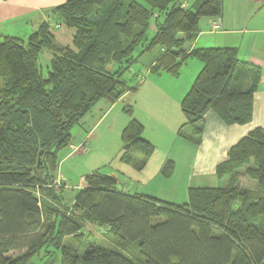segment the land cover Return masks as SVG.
Masks as SVG:
<instances>
[{"label":"trees","instance_id":"obj_1","mask_svg":"<svg viewBox=\"0 0 264 264\" xmlns=\"http://www.w3.org/2000/svg\"><path fill=\"white\" fill-rule=\"evenodd\" d=\"M180 1L65 0L54 11L62 24L75 31L73 47L58 44L46 22L27 40L4 37L0 43V264H30L54 243L60 264H140L114 244L122 249L136 245L143 264H264L262 128L241 139L218 167V178L227 184L190 187L188 202L131 194L116 176L102 170L85 176V188L75 203L79 216L54 213L50 203L57 195L54 190L43 188L42 206L36 195L38 185L51 181L72 129L99 102L113 105L124 94L135 92L139 74L133 75L134 86L126 81V74L156 48L161 55L148 70L152 75L178 77L192 60L203 65L181 102L186 121L177 133L179 139L198 147L209 111L226 125L252 121L261 68L240 60L237 48L185 51L200 35L203 19L222 15L224 0H191L188 7ZM43 51L53 54L47 76L40 61ZM132 116L122 130L121 158L141 172L155 147L143 138L145 126ZM39 159L42 165L37 167ZM175 165L167 161L161 176L170 178ZM36 167L45 168L41 180ZM242 172L255 182L254 189L239 185ZM85 223L107 229L113 245L87 243L81 253ZM67 238L77 240L78 247L64 245Z\"/></svg>","mask_w":264,"mask_h":264},{"label":"rangeland","instance_id":"obj_2","mask_svg":"<svg viewBox=\"0 0 264 264\" xmlns=\"http://www.w3.org/2000/svg\"><path fill=\"white\" fill-rule=\"evenodd\" d=\"M181 2H186L187 7L191 6L193 3L191 0H181L180 3ZM182 7L184 6L182 5ZM57 16L59 17L58 14ZM209 20H212L208 30L210 33H217L221 31L222 26L219 21L216 19ZM215 24L219 25L220 28L215 29ZM202 25L203 23L201 26ZM151 28L153 31L157 30L155 26L153 27V24ZM153 34L154 33L152 32V36ZM24 35L25 34H23L22 37L27 40L28 37L25 38L27 35ZM218 36L219 34H214L212 37H208V40H211L214 37L218 38ZM202 44L203 42L200 45ZM70 46L73 47V42ZM192 49V44L190 43L185 47V51H187V53H189ZM160 55L161 50L157 48L152 52L143 55L141 59L138 60V63L134 65L132 71L126 74L125 79L130 85L134 86L137 83V78L133 76L134 73L139 74L140 82L136 85L137 90L135 92L124 94L115 104L111 105L104 102L107 105L112 107L114 106V110L112 109L110 113L106 112L103 114L104 116L102 115L100 117L101 120H98L99 118L97 114L99 109H97V105L86 115L88 119H86L85 116L80 123L72 129L71 141L59 152L56 168L54 171H51V181L46 184L44 183L42 185H38L36 188V195L41 201V206L42 200H44V198L46 199L43 190H54L57 192L56 198L54 197V199L50 200L54 213L56 215L62 214L65 217L71 218L73 216H79L80 212L75 209L76 198L85 188V176L96 170H102L105 173L116 176L119 183L123 182L127 185L126 188L129 187L130 190L128 188L124 189L131 194L151 197L164 202H173L178 204L184 203L181 199L182 194L177 196V198H174L173 196L164 197L167 196L168 192L166 191L159 193V190H161L160 187L164 185L158 186L159 183L156 180L157 176L159 178L161 175L160 170L163 167L162 165L167 162V156H171L176 160L178 159L180 165L182 164L185 166L187 163L188 155L185 154L184 147L182 145L174 147V141L176 140L174 135L176 134L171 130L172 127H167L165 125H172L180 115V117H182L181 121L176 123L178 133L180 127H182L185 123V116L181 113V102L185 94L190 89V86L187 88L188 81L192 79L196 73V66L194 63H201L196 60L191 62L189 61V67H184L181 76L177 79L168 75L164 76V78H159L158 75H152L148 70ZM52 58L53 54L48 51H43L41 53L40 61L42 71L46 76L48 75L47 73L49 71ZM188 63H186V65ZM125 109L133 111L131 113H127ZM132 114L133 118L140 121L145 126L143 138L150 141V143H152L155 147L154 154L150 158L147 167L141 172L135 170L130 165L123 163L121 158L123 154V144L121 141L122 129L124 125L131 120L130 115ZM157 125L161 127L158 133H154V127H157ZM185 141L187 142L183 143L185 144V148L191 150L193 146L195 147V145L190 143V141ZM227 159L228 154L225 161H227ZM222 163L217 166V169ZM217 169L215 173L217 185L213 188L223 187L227 184V180H221L218 178ZM37 174L40 178L39 180H41L45 175V168H38ZM240 175L239 185L242 188L254 189L256 187L255 182L250 181L248 177L244 175V172ZM172 178L173 175L168 179ZM152 181H154L153 184ZM202 186L203 185L198 182L192 187ZM164 187L168 191L175 188V191L178 192L177 186L166 185ZM186 198L185 202H188V195ZM83 232L86 241H84L85 243L82 245L83 248H80L81 253L84 251L83 249L87 243L94 242L99 246L113 245L112 241L107 238L110 234L109 231L97 224L85 223ZM62 243L66 246L78 247L77 240H74L73 238H67ZM54 245L56 244L54 243ZM54 245L52 244L47 250L42 251L40 255L36 256L30 264H60V252H57V248ZM114 246L127 254L129 253L132 258L136 259V261L139 260L140 264H143L136 256V245L123 247L124 249L116 246L115 244ZM53 251H56L57 254L55 255Z\"/></svg>","mask_w":264,"mask_h":264},{"label":"crops","instance_id":"obj_3","mask_svg":"<svg viewBox=\"0 0 264 264\" xmlns=\"http://www.w3.org/2000/svg\"><path fill=\"white\" fill-rule=\"evenodd\" d=\"M64 2L65 0H0V42L8 36L23 38L22 35L25 34L27 35H24L25 38L29 37L46 22L52 28L56 41L61 45L70 46L75 31L62 24L57 14L54 13L55 8ZM216 20L222 26L221 31L210 33L208 30L212 20L204 19L202 33L194 41L192 48H237L240 60L261 68L260 83L255 94L252 121L247 125L228 126L216 112L209 111L203 124L202 143L198 147L193 146L189 150L183 144L186 141L177 137L176 123L181 121L180 115L172 125H165L172 127L171 130L176 134L174 135L176 139L174 147L182 145L185 154L188 155V160L183 166L180 165L178 159L167 156V161L173 160L176 163L173 178L164 180L160 175L159 178L157 176L156 181L159 183L158 186H177L178 192L175 191V188L168 191L164 186H161L159 193L166 191L168 193L167 196L163 195L164 197L173 196L174 198L182 194V202L187 199L188 189L198 182L203 185L202 187H215L217 185L215 175L217 166L226 160L228 151L254 129H264V0H224L223 13ZM214 34H219L218 38L215 36L208 40V37H212ZM202 42L203 44L200 45ZM194 65L196 73L188 81L187 88L192 86L203 67L202 64L194 63ZM184 67H189V63ZM166 75L171 76L166 73L158 76L164 78ZM180 76L174 78L177 79ZM97 105L98 120H101L100 117L106 112L110 113L114 107L104 102H99ZM86 119H88L87 116ZM160 127L159 125L154 127L153 132L158 133ZM120 186L125 191L124 188L127 185L121 182ZM127 188L129 189V187Z\"/></svg>","mask_w":264,"mask_h":264},{"label":"water","instance_id":"obj_4","mask_svg":"<svg viewBox=\"0 0 264 264\" xmlns=\"http://www.w3.org/2000/svg\"><path fill=\"white\" fill-rule=\"evenodd\" d=\"M43 152H40V157L42 156ZM42 165L41 160L39 159L37 167H40ZM37 167L35 168V171L37 172ZM41 177V176H40Z\"/></svg>","mask_w":264,"mask_h":264},{"label":"built area","instance_id":"obj_5","mask_svg":"<svg viewBox=\"0 0 264 264\" xmlns=\"http://www.w3.org/2000/svg\"><path fill=\"white\" fill-rule=\"evenodd\" d=\"M183 6H184V7H186V6H185V4H183ZM184 7H183V8H184ZM214 28H215V29H219V28H220V26H219V25H217V24H215Z\"/></svg>","mask_w":264,"mask_h":264}]
</instances>
